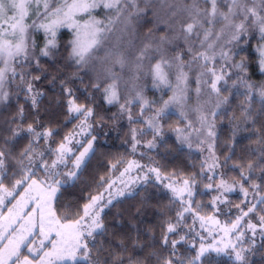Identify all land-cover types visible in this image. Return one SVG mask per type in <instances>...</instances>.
I'll use <instances>...</instances> for the list:
<instances>
[{"label":"snow or ice","instance_id":"1","mask_svg":"<svg viewBox=\"0 0 264 264\" xmlns=\"http://www.w3.org/2000/svg\"><path fill=\"white\" fill-rule=\"evenodd\" d=\"M132 4L135 6V0H0V102L8 99V93L3 91L5 81L8 79L9 73L13 79L19 76L20 88L26 95V99L30 98L33 106L37 104V98L41 93L35 90L34 82L40 79V76H32L31 73L25 69L28 65L35 61L36 67L39 68V57H49L53 51L58 47L57 34L61 28H68L73 30L74 38L71 40V51L69 52V59L73 60L77 66L83 67L89 64L90 61L97 58V50L101 47L105 39V33L111 31L109 27L113 23V19L109 18L108 24L96 19L92 16V11L103 7L107 10H112L116 13L115 19L118 20L125 8ZM203 3L207 7H200ZM264 4V0H261ZM226 8L227 10H223ZM185 11L187 12L188 20L182 26V31L185 34V39L195 36L199 38L201 32L197 29H203V39L200 41V47L204 50H196L193 44L189 46V53L191 60L188 66L197 65L200 69L196 78L197 87L195 89L197 96L201 94L204 89L208 90V94L216 96V103L214 109L210 112L211 121L208 119L209 114H205L202 107L193 109L197 113V121L199 127L193 126L192 121H188L186 129H177L178 133L184 132L188 129L200 135H205V138L199 140L200 144L207 143L208 151L212 164L209 165V170L215 171L219 164L214 152L215 145V118L218 110L222 105L228 103V97L222 96V92L229 91L228 80L232 75L236 76L233 81V87L237 82L247 89L245 95L246 105L243 108L245 120H250L251 116L248 114V107L252 100V92L254 85L247 79L248 65L242 59L239 63L233 61V51L229 48L225 51V45H233L239 47L242 37L246 36L250 29L256 28L260 34V40L264 41V16H262L255 7H248V0H192L190 6ZM88 14V19L83 23L77 19L81 14ZM222 23L223 27L220 32L213 33L211 27L205 28L204 25H214ZM43 32L44 45L39 49V56L36 55V42L33 38L34 33ZM227 34L230 39L221 44L220 51H216V42L221 39V36ZM215 37L209 42L210 37ZM235 42V43H234ZM150 45H145L135 55L136 68L142 67L145 59H151L149 56ZM256 51L259 54L260 71L264 73V43L258 45ZM112 56L111 52H107L105 59ZM217 56L223 61L222 64L217 65ZM176 63L175 87L169 82V73L165 71L166 67H171L172 64L161 56L150 68V74L153 77V84L155 87L161 85L172 88L173 96L169 100L163 102V107L157 109L155 114L147 120L149 129L155 135L160 134L159 121L167 114V110L171 104H176L181 107L180 115L187 119V113L183 111L184 102L187 99L188 91V73L184 71L185 64L180 56L174 57ZM115 63L120 64L121 68L125 66V58L121 54ZM17 66L21 71L17 73ZM229 69H236L235 73H231ZM113 83L103 87L105 99L109 104L119 101L117 91V84L115 74H113ZM96 89H101L102 84L97 82L93 85ZM68 93V111L75 113L76 118L83 117L81 122V131L87 125L88 118L93 115V109L84 104H77L73 97L72 89H64ZM262 101H264V87H261L258 92ZM137 103L140 105V115L143 116L146 108H150V102L144 99L140 92L131 100L126 99L123 104H120L121 112L128 113L129 121H133V116L130 111V105ZM18 115L23 118L24 109L21 106ZM15 121V118H13ZM90 126V125H88ZM26 131L33 139L30 140L27 147L20 153L22 159L17 163L20 165L19 179L11 185V188L5 185V179H8L5 168L6 154L5 151L0 150V208H2L9 197L15 200V203L7 209V214L0 211V264H79L80 261H85L87 264H101L99 259L93 261V249L96 253L104 251L103 242L100 241V247H96L97 238L103 237L106 233V228L101 218L103 208L99 206V202L103 199V193L89 197L88 203L83 205L81 212H76L74 215L63 214L58 215L56 209L53 207V201L57 198L59 189L77 178L78 172L82 165L86 162V157L92 150V143L89 142L78 156L72 161V169L69 171L59 170L61 166L68 167L69 154L73 151L68 147L71 143L74 133L65 136L64 140L56 148H48L47 153L54 155L55 159L51 162L45 159L46 153L37 152L34 148L39 140L48 141L53 136L52 129L44 131H37L32 124H28L26 129L21 125L11 128V136L9 140L15 139L21 133ZM133 140L136 141V129H133ZM191 135V132H188ZM93 140L95 137L92 138ZM184 139H188L185 136ZM264 143V137L260 140ZM80 142L77 141V144ZM139 143V141H136ZM83 146V145H81ZM149 147L154 145L150 141ZM136 144H133V151H135ZM191 147V144H189ZM230 157H225L227 161ZM27 160V164L24 160ZM133 163L125 169L127 172L133 167ZM139 167V165H135ZM115 167V165H113ZM240 167L239 189L247 200L249 196L248 188L244 187V183H248L254 193L252 199L256 200V195L261 191V184L255 182L253 173L259 167L261 176L259 179L264 182V148L260 150V155L256 161H250L246 169L244 166ZM203 171L204 165H201ZM44 175L41 178L40 171ZM149 171L156 174L159 180L160 173L156 168L149 169ZM247 172V174H245ZM17 173H13V176ZM123 175V173H121ZM66 177V179H61ZM147 179V177H145ZM208 179L211 181L212 176ZM103 181V177L101 178ZM195 178L191 180L184 179L182 187H173L170 183L166 187L171 188L174 197L179 200L180 209L177 211V218L175 223L169 221L167 223L166 231L162 238V246L168 250L167 256L158 257L159 264H197L198 261L205 255L206 252L215 251L217 253L226 252L231 249L235 254V260L239 264H246V253L251 251L250 248H244L241 245L234 244L231 240L224 242V237L221 238L220 243L222 247L216 244H209L205 246L203 237L196 255L192 258H186L179 254L178 245L187 243V236L179 234V226L184 219L185 213H193V219L201 221V228H204L205 221H211L219 225V221L213 217H204L199 215L201 205L196 204L193 207V185ZM24 187L23 194L19 195V199L13 195L16 189ZM213 184L206 185L207 188H213ZM111 184H109V188ZM218 195L212 200L213 206L219 201L223 203L222 197L225 192L234 191L236 182L229 185L227 181L221 179L220 183L215 185ZM187 193V199L184 198L183 193ZM123 195V193H120ZM111 203V200L108 201ZM258 205H264V195L259 196L256 203L248 201L246 210L236 207L240 210V215L232 222L231 227L224 226L221 228L224 236L236 231L245 217L251 213H256ZM31 206V207H30ZM107 205H104L106 207ZM264 213V209H260ZM259 225L248 222L247 228L256 235L257 227L259 226L260 235L264 238V214L258 215ZM199 235V233H197ZM244 233L240 232L237 235V241H241ZM171 236H179V239H170ZM91 242L92 247L89 246ZM254 244V240H253ZM121 247L123 244L121 242ZM191 247H195L193 243ZM126 250V249H125ZM103 264H109L108 260L103 261ZM111 264H125L122 253H113L111 257ZM128 264H139L133 258H128Z\"/></svg>","mask_w":264,"mask_h":264},{"label":"trees","instance_id":"2","mask_svg":"<svg viewBox=\"0 0 264 264\" xmlns=\"http://www.w3.org/2000/svg\"><path fill=\"white\" fill-rule=\"evenodd\" d=\"M162 1L167 3L168 0H160V2ZM162 6L160 3L144 0L140 1L138 6L132 5L123 12L129 15L122 14V20L129 19L130 21L131 17L133 21L132 26H129L128 39L130 37L132 43L135 44V46L122 49V55L125 58L128 55L135 61V55L139 51V47H137L139 40L134 41L133 37L145 36L149 38L151 34L160 37L159 34L162 35L166 31L159 26V19L155 12L156 9L161 10ZM205 6L207 7V5ZM262 8L264 9V4ZM223 10L227 9L223 8ZM263 12L262 10L264 16ZM115 15L114 12H107L102 8L92 13V16L105 24L108 23L109 18L113 19ZM219 25V23L205 24L204 27H211L213 33H216ZM197 30L201 32V36L199 38L189 37L187 44H193L196 50L202 51L204 49L200 47V41L203 39V29ZM117 33L118 29L115 26V31L111 35L105 36L103 44L97 50V58L90 61L88 65L80 67L69 59L71 51L69 42L73 40L74 33L70 29L61 28L57 34L58 47L53 51V54L49 57L40 56L39 68L36 67L35 61H32L25 69L32 76H40V79L34 82L35 90L41 93L35 106L32 105L31 99H26L25 93L21 91L19 76L16 79L11 77L4 84L3 91L8 93V99L0 102V150L5 151L6 154L10 153V156L6 157L5 168L8 179H5L4 183L10 185L11 183L8 182L10 179L11 181L19 179L20 165L17 161L22 159L20 153L33 139L26 131H21L18 137L9 140L11 128L21 125L23 129H26L28 124H32L37 131L52 129L54 134L50 140L53 148L58 147L65 136L76 130L77 124L83 117L76 118L68 111L69 97L64 89L70 88L77 104H84L93 109V123L100 128L101 133L97 137L93 153L77 178L60 188L54 201V208L58 215H74L76 212H81L90 196L100 194L131 159L139 157L170 179L183 181L184 179L191 180L194 177L193 207L195 208L196 204L201 205L199 215L209 217L214 213V210L212 192L206 185L210 183L214 185L217 183V179L214 178L210 181L200 154L194 149L182 145L180 134L176 130L184 129L186 123L177 115L170 113L160 119V134L155 135V138L154 132L148 129L147 120L150 118V114L163 107V102L167 101L172 94V88L165 85L155 87L151 74L141 75L139 80L143 78L149 80L143 88L145 96L150 102V108L145 109L144 115L141 116L140 105L135 103L131 107L133 116L131 122L121 112L120 104H123L126 99L131 100L135 97L138 86L128 78H132L133 72L127 64L122 71L117 65L111 70L115 54L110 47H113V35ZM166 33L168 32L166 31ZM33 38L36 42L35 52L39 56V49L44 45V34L43 32L34 33ZM214 39V36L210 37L209 42ZM245 42L246 40L243 41V45L241 44L232 51L234 62L239 63L243 59L248 65L247 78L254 85L252 100L248 107L251 119L246 121L243 114L247 89L237 85L233 87V81L236 79L234 74L228 80L229 91L222 92V96L228 97V103L223 105L215 118L217 159L223 176L231 183L236 182V184L241 182V169L236 166H244L246 169L247 164L250 161H256L260 150L264 148V143L260 142L264 137V101L258 94L259 89L264 87V73L260 71L259 54L256 51L258 45L264 41L260 40L257 30ZM107 52L112 53L109 59H105ZM20 71V67L17 66V73ZM236 71L238 70L231 69V73ZM113 74L118 75L116 79L124 76L127 80L126 82L116 80L119 101L109 104L105 99L103 87L113 83ZM97 82L102 84L99 90L93 87ZM169 82L173 87L174 77L170 73ZM194 100V94L191 92L190 100L187 102L190 109L194 106ZM21 106L24 109L23 118L18 115ZM133 129H136V137L141 143L156 141L155 148L150 150L143 148L141 151L144 153L143 155L134 154L131 150ZM43 143L44 140L41 139L33 145L37 152ZM225 157L230 158L226 161ZM50 159H53L51 154L47 160L50 161ZM24 163H28L26 159ZM202 164L204 165L203 171ZM13 173H17V175L13 176ZM253 176L255 182L261 184V191L257 196L264 195V182L259 179L261 176L259 167L256 168ZM244 187L252 193L248 183H244ZM242 201L243 199L238 195L231 198L233 211L237 213L236 205H242ZM179 209V201L155 182H149L138 189L134 195L116 201L102 214L101 218L106 233L103 237L97 238L96 247H100V241H102L105 250L97 254L93 249V261L99 259L103 264V261L108 260L111 264L112 254L122 253L125 264H128L129 257L138 261L139 264H159L158 257L168 255V250L162 246L167 223L169 221L175 223ZM260 209H264V205H258L254 218L259 214H264L260 212ZM192 215L193 213H185L178 229L180 235L187 236V243L178 245L179 254L186 258L194 257L198 250L197 247H190L188 230L184 228H191ZM232 218L236 220V217L232 216ZM230 223L232 224V222ZM170 239H179V236H171ZM121 242L123 247L120 246ZM244 245L251 249L246 253V264H264V240L256 246L248 241ZM89 246L92 247L91 242ZM79 264L87 263L79 262ZM197 264H239V262L230 256L208 253Z\"/></svg>","mask_w":264,"mask_h":264},{"label":"rangeland","instance_id":"3","mask_svg":"<svg viewBox=\"0 0 264 264\" xmlns=\"http://www.w3.org/2000/svg\"><path fill=\"white\" fill-rule=\"evenodd\" d=\"M140 1H144V0H135V5L138 6ZM149 2L160 3L163 5L161 10L156 9L155 12H156L157 17L159 19V21H158L159 26L163 30H166L168 33H166V31H164V33L162 35L159 34L160 37H157L156 34H151V33H149V34H151V37H149V38L142 36V37H136L137 38L136 39L133 37L134 41L139 40L138 46H137V47H139V50L141 48H143L145 45H150L149 56L151 57V59H145L143 61L142 67L140 69H137L136 68V61H134V59H130V57L128 55L126 58L124 57L125 58V65L127 64V66L130 67L131 72H133L132 78L131 77H128V78H130L138 86V92H140L142 94V96L144 97V99H146L148 101L147 97L145 96V90L143 87H145L144 84L147 83L149 80L144 79V78L142 80H139L140 76L144 75V74H146V75L150 74L149 70H150L151 66L154 65L157 61H159L161 59V56H163L165 59H167L172 64V66L170 68L166 67L165 70L174 77V86L173 87H175V84H176L175 74L177 71V69H176L177 61H175L174 57L179 55L181 60L185 64L184 71L188 73L187 99L184 102V108H183V111H185L187 113V119H184L183 117H181L180 112L182 109L179 105H176V104H171L169 106V108L167 110V114L173 113V114L177 115L180 119H182L186 123V125L188 124V121L190 120V121H192L193 126L198 128L199 123L197 121V113L195 111H193V109L197 108L198 106L202 107V110L204 111V113L209 114L208 119L211 121L213 118L211 117L210 112L214 109V106L216 103V96L214 94H212L210 96L208 94L207 89H204L201 92V94L199 96H197V93L195 91V89L197 87L196 78L199 74L200 69L195 64H193L191 67L188 66V62L191 60V54L188 51L190 45L187 44V40L185 39V34L182 31V26L189 21L188 16H187V12L185 11V9L191 5L192 0H168L167 3H166V1L160 2V0H149ZM201 5H202L201 8L206 7L203 4H201ZM129 7H132L131 3L125 8V10H127ZM248 7H255L261 15H262V10L264 11V9L262 8L263 4L261 3V0H248ZM101 8L104 9L103 7H101ZM97 10H99V8L94 9L92 11V13L97 11ZM104 10L107 12L112 11V10H107V9H104ZM112 12H114V11H112ZM122 14H124V13H122ZM87 15L88 14H86V13L81 14L77 17V19L80 20L81 23H83L85 20L88 19ZM124 15L128 16L129 14L127 13ZM113 23L114 24L109 26L111 28V31L106 32L104 35L105 36L111 35L115 31V26H117L118 33L113 35V40H112L113 47H110L111 51H113L115 54V59L113 60L114 64L111 65V70L115 67V65H117L120 68V70L122 71L125 69V66L123 68H121L120 64L115 63V60L122 54L123 48L135 46V44L132 43V40L130 39V37L128 39V33L130 30L129 26H132L133 21L131 20V17H130V21H129V19L124 21V20H122V17L120 16V18L118 20H116L114 17ZM117 24H119V25H117ZM219 24L220 25H219V28L216 30V33L220 32V29L223 27L222 23H219ZM257 30L258 29H256V28L250 29L249 33L246 36L242 37L239 46L241 44L242 45L244 44L243 41L246 40V42H247L254 35V32L255 31L257 32ZM71 31H73V30H71ZM228 39H230V36L227 34V32L221 36V39L216 42V44H217L216 51L217 52L220 51L219 46L221 44H225V41ZM229 48L236 49L238 47H234L233 45H225L224 50L227 51ZM130 61H133V62H130ZM152 61H154V62H152ZM222 63H223V61H221L219 59V56H217V65L222 64ZM0 67H3L2 63H0ZM229 71L231 72V69H229ZM117 76L118 75L116 74L115 78H117ZM113 78L114 77H112V79ZM10 79H11V74L9 73L8 79L5 81V83H7ZM116 80H123L124 82H126L127 79H126V77L121 76V77H118V79H116ZM236 85L244 87L239 82H237ZM191 92L194 94V97H195V100L193 101L194 106L193 107L190 106L192 109H190L187 106V102L190 100ZM172 96H173V91H172V94L170 97H172ZM170 97L167 100H169ZM134 104L135 103H133L132 105L129 106L130 111H131V107ZM222 107H223V105H222ZM222 107H221V109H222ZM221 109L218 110V113H219V111H221ZM123 114L128 119V113L123 112ZM154 114L155 113L150 114V117H152ZM72 115L76 116L75 113H72ZM82 120L77 124L76 130L73 132L74 136L72 137L71 143L68 145V147L73 149V151L69 154L68 167L64 168L63 166H61V168L59 169L61 171H69L72 169V161H74L75 157L78 156L79 153L82 152L85 147H87L89 142L92 143V150L89 152L88 156L86 157V161L88 160V158L91 156V154L94 151L95 143H96L97 137L101 133L100 132L101 130L98 126L96 127L94 125L93 115H92L91 117L88 118L87 125L83 128V131H81L80 126H81ZM159 124H160V122H159ZM88 125H90V126H88ZM184 129H186V126ZM215 131H216V128H215ZM188 132H191L190 136L188 135ZM179 134H180V139H181L182 145L187 147V148L194 149L196 152H198L200 154V156L202 157L203 163L205 165L206 171L209 174V176H212L213 179L214 178L217 179V183L214 184L213 188H208V190L210 192H212V200H213V198L218 195V191L215 188V185L219 184L221 179L227 181V183L229 185H232L233 183L228 181L223 176L220 165H219V167H217L215 169V171L209 170V165L212 164V160L210 159V153L208 151L207 143H204V144L199 143V140L204 139L206 134L200 135L194 131H191V129H188V130L181 132ZM185 136H188L187 140L184 139ZM93 137H95L94 140L92 139ZM215 140H216V137H215ZM77 141H79L80 143L77 144ZM136 141H139L137 139V137H136ZM136 141L133 140V144L134 143L136 144L135 151H133V146L131 147L132 152L136 155H143L144 153L141 152L143 148L145 150H150V149H154L156 146V141H152V144L154 145L153 147H149L148 143L143 144L140 141H139V143H136ZM189 144H191V147H189ZM81 145H83V146H81ZM40 148L41 149L39 150V152H41V151L45 152L46 153L45 158L49 159L50 154L47 153V149L53 148V145H52L50 138L47 142L44 141L43 145L40 146ZM214 152H215V145H214ZM215 156L217 158L216 152H215ZM53 159H55L54 155H53ZM51 160L52 159H50L49 163L51 162ZM133 162H134L133 167L126 172L125 169H127L129 167V164L133 163ZM217 162H218V159H217ZM5 163H7L6 160H5ZM218 164H219V162H218ZM135 165H139V167H136ZM83 166L84 165H82L81 169L83 168ZM152 168H156V167H154L153 165H151L147 162L142 161L141 158H139V157L131 159L128 162V164L126 165V167H124L122 169V171L111 180V182L109 183V184H111V187L109 188V184H108L107 187L101 192V193H103V199L99 202V206L103 208V211L101 212V217H102V214L104 213V211L110 205L114 204L116 201L121 200L125 197H129V196L134 195L138 189L145 186L149 182H155V183L159 184L165 191H168L174 197V194H173L171 188L166 187V185L171 183L173 185V187L180 188L183 186L182 181H177L175 179H170L168 177H165L160 172L159 173H160L161 178L158 180L156 178V174L154 172L149 171V169H152ZM81 169H80V171H81ZM80 171L78 172V174L80 173ZM121 173H123V175H121ZM6 174H7V170H6ZM39 175L41 178L43 177L44 173L42 170L39 172ZM145 177H147V179H145ZM61 179H66V177H61ZM74 180H72V181H74ZM72 181H69V182H72ZM8 182H10L11 184L10 185L5 184V185L8 186L9 188H11V185L15 182V180L11 181V179H10ZM24 187L25 186H21V187L16 189V192L13 194L16 197V199H19L20 194H23ZM58 192H57V194H58ZM120 193H123V195H121ZM234 195L241 196V199H243V201H242V205H240V208L245 209V210H246V205L248 204V201H251L252 203H256V201L259 198V196L256 195V200H253L252 197L254 194H253V192L252 193L249 192V196L246 200L243 193L239 189V184H236V188L234 191L224 193V196L222 197V199L224 200L223 203H220L219 201H217V203L214 206L212 204L214 213L210 216L213 217L215 220L219 221V225L214 224L211 221L206 220L204 228H201V226H200L201 221L198 218L195 220L192 218L193 223H192L191 228L190 227H188V228L184 227L186 230H188V237L190 239V243H189L190 247L194 243L195 247H197V249H199V246L201 243V237H203V243L205 244V246H207L209 244H216L218 247H222V244L220 243L222 237H224L225 243L227 241L231 240L232 243L238 244V246L242 244V246L244 248H247L244 245V243L246 241L253 244V240H254L253 246H256L262 240H264V238H262L260 235L259 226L257 227V231H256L255 236H253L252 232L247 228V224L249 221H251V223H253V224L259 225L258 217L254 218V213H251V214H249L248 217H245L244 220L241 221V224L236 231L230 233L226 237L224 236V233H223V231H221V228L224 226L231 227L230 222L235 221L232 218V216L237 217L238 215H240V210L238 209L237 213H236L235 211H233L234 209H232L233 207L231 206V198ZM183 196L185 199H187V193L186 192L183 193ZM175 199H177V198H175ZM109 200H111V203H108ZM54 201H53V207H54ZM14 203H15V200L12 197H9L8 200L6 201L5 205L2 208H0V211H3L5 214H7V209L9 207H11L12 204H14ZM104 205H107V206L104 207ZM240 232H243L244 235L242 237V240L238 242L236 237H237V235H239ZM197 233H199V235H197ZM208 253H214V254H218V255H226V256L233 257L235 259V254L232 252V250L230 248L227 249L226 252L217 253L215 251H209V252H206L205 255ZM80 262H85V261H80Z\"/></svg>","mask_w":264,"mask_h":264}]
</instances>
